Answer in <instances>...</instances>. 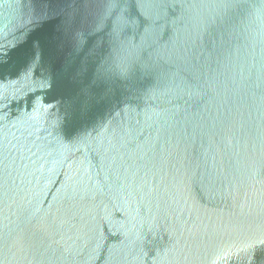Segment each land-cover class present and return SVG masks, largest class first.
<instances>
[{"label": "water", "instance_id": "obj_1", "mask_svg": "<svg viewBox=\"0 0 264 264\" xmlns=\"http://www.w3.org/2000/svg\"><path fill=\"white\" fill-rule=\"evenodd\" d=\"M0 264H264V0H0Z\"/></svg>", "mask_w": 264, "mask_h": 264}]
</instances>
